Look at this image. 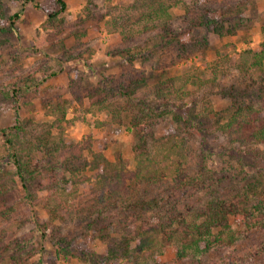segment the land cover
Here are the masks:
<instances>
[{"label": "rangeland", "instance_id": "374dc122", "mask_svg": "<svg viewBox=\"0 0 264 264\" xmlns=\"http://www.w3.org/2000/svg\"><path fill=\"white\" fill-rule=\"evenodd\" d=\"M63 1L65 9L49 19L47 14L59 8L55 0H0V264H223L246 253L253 258L235 264H264V228L246 231L233 217L228 222L236 239L199 257L177 259L175 245L165 241L159 243L160 255L134 252L109 218L90 223L97 211L90 212L89 204L100 196L91 171L71 174L77 160L52 153L60 149L57 141L78 143L75 148L86 157V148L102 146L108 160L122 158L133 170L134 145L147 134L159 139L148 140L149 167L164 166L170 173L171 162L184 157L195 170L204 154L211 177L206 184L229 193L233 185L245 190L254 184L239 202L260 217L251 206L264 203V139L240 122L249 119L256 126L264 120V57L257 66L251 64L252 53H242L263 48L264 0ZM150 3L165 8L170 28L181 33L192 16L200 19L210 9L205 14L223 24L222 30L216 27L221 33L201 17L190 30V50L164 47L152 36L156 29L142 31L153 24L143 16ZM126 49L141 53L130 60ZM161 75L179 76L177 108H154L159 101L151 90ZM140 76L145 81L135 84ZM232 114L236 117L226 125ZM132 116L142 123L135 125ZM2 129L13 149L36 137L50 146L30 153L40 161V175H30L29 199ZM56 183L63 192L50 189ZM51 193L67 206L57 218L48 206Z\"/></svg>", "mask_w": 264, "mask_h": 264}, {"label": "trees", "instance_id": "16d2710c", "mask_svg": "<svg viewBox=\"0 0 264 264\" xmlns=\"http://www.w3.org/2000/svg\"><path fill=\"white\" fill-rule=\"evenodd\" d=\"M55 1L58 3L59 8L47 14L49 19L65 9L63 0ZM146 6L148 12L143 14V16L153 24H150L149 27L146 26L142 31L156 29V33L152 36L164 47H179L184 50H190V45L188 44L190 30L196 26V23H202L200 21L201 17H203V22L207 25H214L216 32H219V29L216 27H220L221 30L223 27V24L217 23V19H211L208 14H205L207 11H210V9H206L200 19H198L199 16L197 15L192 16L187 21L188 27L181 33V31L178 32L170 28L169 21L171 20V15L165 8L162 6L156 8L152 3ZM185 9L188 11V7ZM199 9L201 10L202 7H199ZM18 15L19 12L10 16L11 25H13ZM262 45L263 48L260 50H245L242 52L252 53L254 58L251 62L252 65H262L264 44L262 43ZM125 52L130 60H133L135 56L141 53L132 52V49H126ZM178 77H163L161 75L156 80L151 91L154 92V96L159 101V106L154 107L150 105L151 107L159 110L164 105L173 108L180 106L174 102L176 98L173 99V97L178 95V91L180 90L175 84ZM144 81L145 77L140 76L135 84L143 83ZM94 92L92 91V93L87 94L88 98L94 97ZM151 107L147 109L152 111ZM232 117L235 118L236 114L231 115L226 125L232 122ZM146 118L144 121H146ZM180 118L178 116V119ZM132 120L135 125L142 123L141 120L137 122V117L132 116ZM240 123L247 127H255L251 135L264 139V120H259L256 126L250 123L249 119H243V122ZM1 133L9 145L7 148L9 149L8 155L14 165L21 187L25 195L28 196L27 199H29L31 195V186L29 185L30 175L33 171L37 175H40V161L33 160L30 153L37 148L48 151L50 146L45 141L36 137L32 142L29 141L27 146H22L19 150L13 149L10 146L6 130L2 129ZM147 136L149 135L140 134L138 141L134 145L136 165L133 170L125 167L122 158H119L115 162L108 160L103 155L102 146L99 147V151H92L90 148H86L89 155L86 157L82 149L75 148L78 143L59 145L62 143L57 141L59 144L57 143L56 146L57 148L60 147V149H56L52 153L62 151V154H66L67 160H77V162L73 163L74 168L68 171L73 174L74 170L87 168L91 171L89 175L93 178L92 184L94 186L95 184H100V196L96 197V200L89 204L90 212L93 209L97 211V217H95L94 222L90 221L91 224L97 225L99 216L109 218L111 220L109 222L110 226H112L117 235H120L124 246L129 247L133 243L131 249L137 253H153L156 251L160 255L162 253V246L159 245L160 242L161 245L163 241L173 243L176 247L175 258L177 259L199 257V255L209 250H214L226 241L235 240L234 231L228 222L229 217L240 220L246 231L254 228H264V203L251 206L261 214L260 217H256L257 213L246 209V206H241L239 202L244 201V196L247 198V195H244V193H247V190L251 191L252 187H256L254 184L248 187L245 186V190L242 187L239 188L233 185L232 193L226 191L221 185L211 186L206 184L207 180L211 177L209 169L206 166L204 154H200V159L196 164L197 168L195 170L188 169L185 165L186 162L182 160L184 157L171 162L170 165H172L173 169L170 173H168L169 170H166L167 167L164 166V168L162 167L163 169L157 166L151 168L147 165V158L145 156L148 140L153 141L152 139H154L158 141L159 139ZM23 152L24 155L22 154ZM89 175H85L82 178L86 177L85 179L90 181L92 178ZM206 185L207 187L209 186L207 190ZM43 187L49 189L47 186ZM55 187V189H50L58 190L57 192H63L64 190L62 187L59 188L57 183ZM51 194L52 198H48V206L50 205V214L52 213L53 215L55 213L53 217L57 218L67 206L63 201L61 202L54 197L55 193ZM104 237H107V234ZM263 248L264 243H262ZM253 255L254 253H248V255L246 253L242 254L240 258L237 256L236 258L227 257L223 264L246 262L248 258H253ZM154 264H158V262Z\"/></svg>", "mask_w": 264, "mask_h": 264}]
</instances>
